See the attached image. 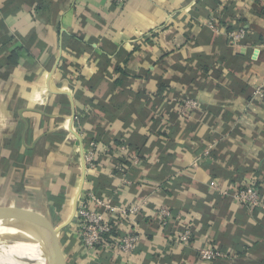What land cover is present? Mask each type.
Masks as SVG:
<instances>
[{"label":"crops","instance_id":"obj_1","mask_svg":"<svg viewBox=\"0 0 264 264\" xmlns=\"http://www.w3.org/2000/svg\"><path fill=\"white\" fill-rule=\"evenodd\" d=\"M257 88L264 0H0V215L28 220L56 264H264ZM187 98L199 108L183 117ZM249 183L253 210L233 197ZM88 192L137 208L113 233H139L132 255L83 248ZM207 247L222 257L201 261Z\"/></svg>","mask_w":264,"mask_h":264},{"label":"built area","instance_id":"obj_2","mask_svg":"<svg viewBox=\"0 0 264 264\" xmlns=\"http://www.w3.org/2000/svg\"><path fill=\"white\" fill-rule=\"evenodd\" d=\"M117 5L124 4L125 0H114ZM213 28V26H210ZM244 35L242 30L229 33L228 36L233 40H240ZM254 96L259 97L264 102V91L261 88H257L254 91ZM199 105L193 99H183L181 101L180 115L183 117H190ZM97 145L91 141L85 148L83 154L84 173L89 174L96 169L95 154ZM133 164L138 163L137 157H131ZM116 170L123 174L125 169L122 164H119ZM234 199H236L243 206L249 210L255 209L259 204V192L253 183L246 184L244 187L237 189L233 193ZM99 209H102L111 215L108 221H104L102 214L99 213ZM137 208L126 209L118 207L113 204L109 198H101L95 196L93 193H86L75 211V218L77 219V233L82 242V246L85 250L96 251L100 248H110L114 251H118L123 255H132L139 242V233L134 231L129 235L122 237H114L113 233L116 230L118 219L120 217L127 218L129 215L135 214ZM161 217L165 220L169 217V212L165 208L160 210ZM166 225V221L163 223ZM179 242H186L189 239V232L179 235L177 237ZM198 257L201 261H214L222 257V253L214 250L211 247L202 248L199 251Z\"/></svg>","mask_w":264,"mask_h":264},{"label":"water","instance_id":"obj_3","mask_svg":"<svg viewBox=\"0 0 264 264\" xmlns=\"http://www.w3.org/2000/svg\"><path fill=\"white\" fill-rule=\"evenodd\" d=\"M66 94L69 95L67 92ZM71 123L72 118H70L69 120V126L71 125ZM82 168L84 172L83 163ZM28 223V220H25L21 216H18V218H14L10 216L0 215V229L7 228L10 232H13L14 234L20 236L24 241L33 245H38L40 256L39 261L41 262V264H56L52 248L47 246L46 242L39 235H37L36 232H34V230L29 226Z\"/></svg>","mask_w":264,"mask_h":264},{"label":"bare ground","instance_id":"obj_4","mask_svg":"<svg viewBox=\"0 0 264 264\" xmlns=\"http://www.w3.org/2000/svg\"><path fill=\"white\" fill-rule=\"evenodd\" d=\"M3 231L10 232L6 228L0 229V264H19L17 261L21 262L26 256H30V258L33 257L39 261L40 256L38 245L30 244L24 241L20 236L10 232L18 236L24 243L23 244L15 237Z\"/></svg>","mask_w":264,"mask_h":264},{"label":"rangeland","instance_id":"obj_5","mask_svg":"<svg viewBox=\"0 0 264 264\" xmlns=\"http://www.w3.org/2000/svg\"><path fill=\"white\" fill-rule=\"evenodd\" d=\"M17 262H19V264H21V263H24V264H25V263H27V264H41L40 261L34 259L33 257L30 258V256H26V257L24 258V260H22L21 262H20V261H17Z\"/></svg>","mask_w":264,"mask_h":264}]
</instances>
